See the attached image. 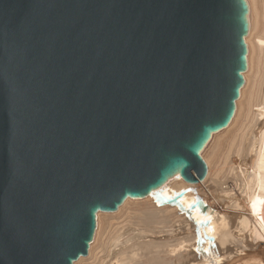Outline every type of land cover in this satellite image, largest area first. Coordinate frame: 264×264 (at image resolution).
<instances>
[{"label": "water", "instance_id": "1", "mask_svg": "<svg viewBox=\"0 0 264 264\" xmlns=\"http://www.w3.org/2000/svg\"><path fill=\"white\" fill-rule=\"evenodd\" d=\"M248 12L246 0H0V264H73L96 214L126 198L206 215L159 194L206 176L200 153L244 84Z\"/></svg>", "mask_w": 264, "mask_h": 264}, {"label": "bare ground", "instance_id": "2", "mask_svg": "<svg viewBox=\"0 0 264 264\" xmlns=\"http://www.w3.org/2000/svg\"><path fill=\"white\" fill-rule=\"evenodd\" d=\"M246 1L249 7V29L245 36L247 68L234 115L226 128L211 136L200 153L207 166L205 178L188 184L174 177L159 194L181 192L184 205L194 201L206 204V215L194 210L189 218L176 204H159L154 194L139 199L126 198L114 212L96 214V229L88 253L73 264H229L232 247L243 243L246 234L264 243V0ZM227 134L233 137L217 158L220 141L222 143ZM230 154L234 157L230 158ZM235 156L243 161L244 168L234 166ZM247 161H250L248 166ZM229 173L232 174L229 179L243 194V204L251 218L218 211L202 189L212 182L224 191L221 186L227 182L223 179ZM239 207L238 199H233L231 208ZM118 219L122 221L112 228L111 222ZM205 219L209 223L202 229L197 221ZM199 231L204 240L199 247L207 252L197 249ZM204 234L213 238V247H208ZM227 243L232 247L226 246ZM261 250L264 252V244ZM250 262L264 264V256Z\"/></svg>", "mask_w": 264, "mask_h": 264}, {"label": "rangeland", "instance_id": "3", "mask_svg": "<svg viewBox=\"0 0 264 264\" xmlns=\"http://www.w3.org/2000/svg\"><path fill=\"white\" fill-rule=\"evenodd\" d=\"M226 136H225V139L223 137V140H222L223 142L222 143L220 141V146L221 147H220V150L217 153V158L221 156V153L224 150L225 146L227 147L228 144H229V139H231L233 137V135H230V134L229 135L227 134ZM229 157L230 158L234 157V155L230 154ZM235 159L237 160V162L234 164V166L240 165L241 168L245 167V165L242 164L243 161L239 157L235 156ZM249 164H250V161L249 162L247 161L246 166H248ZM239 170H240V168H237V172H239ZM226 175H227L226 176L227 178H224L223 180H225V182H226V179H227V182L225 184L222 183L223 185L221 186L223 190L225 189L224 191H220V187H218L216 184H214L212 182L211 183L209 182L208 186L205 185L206 188L204 186H202V189L204 190L205 193H208V197L212 201V206L215 207L216 209H218V211H220L222 213L224 212V213L235 214L237 217L238 216H248V217H250L251 216L250 211L243 204V194L240 193V189L238 188L237 185H235L234 181H232L231 178L229 179V177L232 176V174L229 173V175L228 174H226ZM223 180H222V182H224ZM213 184L216 186L215 187L216 188L215 191H214L215 188H213L214 187ZM217 191H219V192H217ZM216 192L219 193V195ZM220 193H221L222 196H220ZM216 194H217V196H216ZM223 195H224V197H223ZM232 195L234 196V198L231 197ZM212 196H214V197H212ZM215 197H217V199ZM233 199H238V201L240 202V207L239 208H231V204H232V200ZM119 221H120V219L113 220L111 222V227L114 228ZM243 241H244L243 243H240V242L236 243L237 244V248L236 247H232V245L230 243L226 244V246L232 247V251H231V254H230L229 259H228V263L229 264H236L239 261L240 262L241 261L244 262V264H250L251 263L250 261L252 259H254L255 257H263L264 256L263 255L264 252L261 250L264 243L261 240L260 241H255L254 239H251L250 237H248V235L246 234V239H244ZM220 247L224 248L225 245L224 246H220ZM98 251L99 250H97L96 252H98ZM261 252H263V253L261 254Z\"/></svg>", "mask_w": 264, "mask_h": 264}]
</instances>
